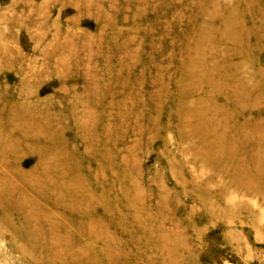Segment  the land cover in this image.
I'll list each match as a JSON object with an SVG mask.
<instances>
[{"label":"rangeland","instance_id":"374dc122","mask_svg":"<svg viewBox=\"0 0 264 264\" xmlns=\"http://www.w3.org/2000/svg\"><path fill=\"white\" fill-rule=\"evenodd\" d=\"M0 107V264H264V0H0Z\"/></svg>","mask_w":264,"mask_h":264},{"label":"bare ground","instance_id":"6f19581e","mask_svg":"<svg viewBox=\"0 0 264 264\" xmlns=\"http://www.w3.org/2000/svg\"><path fill=\"white\" fill-rule=\"evenodd\" d=\"M0 109H2L1 107H0ZM0 113H1V110H0ZM15 113L14 112H12L11 113V115H13V116H15L14 115ZM10 115V114H9ZM13 118V117H12ZM12 118H11V122L13 123V122H15L16 120L15 119H13V121H12ZM4 131H3V135H4ZM0 135H1V131H0ZM6 135V134H5ZM28 138V136L26 137L25 136V138H23V141L25 140V139H27ZM4 149L2 150L3 151V153L1 154V155H3V156H5L6 155V153L7 154H9V153H12V152H14V151H16V149L18 148V146H16L15 144H5V146L3 147ZM20 148V147H19ZM34 153H36V152H34ZM37 156H38V158H39V162H41L43 159H44V154L43 153H41V152H37ZM41 165H42V163H41ZM1 170H3V169H1ZM42 170H43V166H42Z\"/></svg>","mask_w":264,"mask_h":264}]
</instances>
